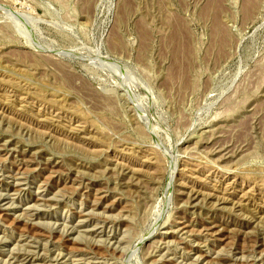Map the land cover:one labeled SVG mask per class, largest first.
<instances>
[{"label": "rangeland", "instance_id": "1", "mask_svg": "<svg viewBox=\"0 0 264 264\" xmlns=\"http://www.w3.org/2000/svg\"><path fill=\"white\" fill-rule=\"evenodd\" d=\"M2 3L0 264H264V0Z\"/></svg>", "mask_w": 264, "mask_h": 264}, {"label": "built area", "instance_id": "2", "mask_svg": "<svg viewBox=\"0 0 264 264\" xmlns=\"http://www.w3.org/2000/svg\"><path fill=\"white\" fill-rule=\"evenodd\" d=\"M17 6L19 7L20 4H14V6L12 4H5L2 3L0 4V11L2 14L9 16V17H13L15 18L17 21H28L27 20V12L24 10V6L23 4L17 9Z\"/></svg>", "mask_w": 264, "mask_h": 264}, {"label": "bare ground", "instance_id": "3", "mask_svg": "<svg viewBox=\"0 0 264 264\" xmlns=\"http://www.w3.org/2000/svg\"><path fill=\"white\" fill-rule=\"evenodd\" d=\"M169 192V191H168Z\"/></svg>", "mask_w": 264, "mask_h": 264}]
</instances>
